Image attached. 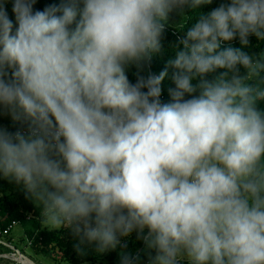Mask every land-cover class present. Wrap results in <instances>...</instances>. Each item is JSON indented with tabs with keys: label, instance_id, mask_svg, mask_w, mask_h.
Masks as SVG:
<instances>
[{
	"label": "clouds",
	"instance_id": "obj_1",
	"mask_svg": "<svg viewBox=\"0 0 264 264\" xmlns=\"http://www.w3.org/2000/svg\"><path fill=\"white\" fill-rule=\"evenodd\" d=\"M36 3L0 0V177L79 255L264 264V0Z\"/></svg>",
	"mask_w": 264,
	"mask_h": 264
},
{
	"label": "trees",
	"instance_id": "obj_2",
	"mask_svg": "<svg viewBox=\"0 0 264 264\" xmlns=\"http://www.w3.org/2000/svg\"><path fill=\"white\" fill-rule=\"evenodd\" d=\"M64 2H66V0H37L34 9L43 10L48 5H60ZM220 2L221 0H213L211 5H201L199 11H210L212 8L218 6ZM7 10L10 18L14 20L11 2L8 3ZM194 19L195 14L190 10L188 16L182 21V24L186 27L194 22ZM172 20L178 21V18L173 17ZM177 35L178 33L174 28H167L162 40L163 50L153 57L151 64V71L153 73L159 74V72L166 67L167 61L174 55V52L170 48V44L176 40ZM232 46L241 47L238 40L233 41ZM244 50L252 53L264 52V42L258 41L255 37H250V45ZM134 71L135 69H132L128 73L130 80L133 82L135 81V77L132 74ZM170 77L171 70H169V77L165 78L162 82L163 102L170 101L168 90L174 87ZM31 218L35 220V223H29V226L26 227V236L23 240L26 241L25 244L32 252V255L41 256L48 261L65 264H84L100 259L107 260L109 264H114V260L119 254L118 251L97 254L94 251V247L89 246L84 254L79 255L73 247L74 238L68 230L62 229L56 231L44 227L40 218V208H38L33 201L26 198L22 186L10 183L8 180L0 177V253L11 251H7L6 248L9 249L10 246L8 244H12L11 233L13 229L5 235L1 234L2 231L15 220L21 222ZM126 243L128 246H137V250H141L144 247L143 242L137 240L135 233L126 238ZM15 247L19 249L17 246ZM20 250L24 253L22 249Z\"/></svg>",
	"mask_w": 264,
	"mask_h": 264
},
{
	"label": "rangeland",
	"instance_id": "obj_3",
	"mask_svg": "<svg viewBox=\"0 0 264 264\" xmlns=\"http://www.w3.org/2000/svg\"><path fill=\"white\" fill-rule=\"evenodd\" d=\"M0 124H4V125H11V121L9 118L7 117H0ZM29 223L34 224L35 220L31 219H27V221H21L18 222V224H16L12 230L11 233V240H12V244L10 243L9 245H13V246H17L19 249H22L24 251V253L30 257L32 260H34L36 263L39 264H65V263H58L55 261H48L46 259H44L41 256H36V255H32V252L30 251V249L26 246L25 244V240L24 237L26 236V227L29 226ZM44 227H47L43 224ZM7 251L11 250V247L6 248ZM138 247L137 246H128L127 247V251L135 253ZM147 262V257L146 256H142L141 259V264H146ZM0 264H21L18 263L17 261H14L13 259H0ZM84 264H109V262L107 260H95L92 262H88V263H84ZM114 264H119V254L117 256V258L114 260Z\"/></svg>",
	"mask_w": 264,
	"mask_h": 264
},
{
	"label": "built area",
	"instance_id": "obj_4",
	"mask_svg": "<svg viewBox=\"0 0 264 264\" xmlns=\"http://www.w3.org/2000/svg\"><path fill=\"white\" fill-rule=\"evenodd\" d=\"M163 95H161V100H163ZM18 224V221L15 220L13 221L7 228H5L3 231H2V235H5V234H8L13 228L14 226ZM9 245V244H8ZM11 247V245H9ZM16 248V247H15ZM12 251H9V252H3V253H0V259H6V260H9V259H13L14 261H17L18 263H21V264H26V260H24L21 256V253H23L20 249L15 250L11 247ZM17 249V248H16ZM20 251V252H19Z\"/></svg>",
	"mask_w": 264,
	"mask_h": 264
},
{
	"label": "water",
	"instance_id": "obj_5",
	"mask_svg": "<svg viewBox=\"0 0 264 264\" xmlns=\"http://www.w3.org/2000/svg\"><path fill=\"white\" fill-rule=\"evenodd\" d=\"M11 247L18 251V249L15 248V246L11 245ZM20 252V251H19ZM21 256L24 260L30 262L31 264H37L34 260H32L30 257H28L26 254L21 253Z\"/></svg>",
	"mask_w": 264,
	"mask_h": 264
},
{
	"label": "bare ground",
	"instance_id": "obj_6",
	"mask_svg": "<svg viewBox=\"0 0 264 264\" xmlns=\"http://www.w3.org/2000/svg\"><path fill=\"white\" fill-rule=\"evenodd\" d=\"M25 263H26V264H31V263H30V262H28V261H26Z\"/></svg>",
	"mask_w": 264,
	"mask_h": 264
}]
</instances>
